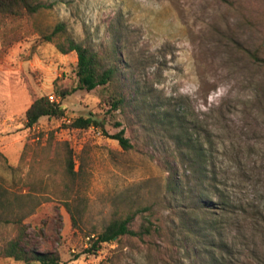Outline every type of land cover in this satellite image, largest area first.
I'll return each instance as SVG.
<instances>
[{
	"label": "rangeland",
	"instance_id": "obj_1",
	"mask_svg": "<svg viewBox=\"0 0 264 264\" xmlns=\"http://www.w3.org/2000/svg\"><path fill=\"white\" fill-rule=\"evenodd\" d=\"M41 1L47 7L34 14L0 16V248L26 215L28 237L64 264H214L213 246L184 260L168 247L167 228L204 191L180 160L184 130L212 142L230 202L210 228L215 245H230L228 264H264V0ZM58 23L117 67L118 82L58 95L77 85L76 53L44 39ZM116 85L125 102L111 110ZM50 94L64 114L27 127L26 109ZM79 116L102 121L107 134L73 127ZM121 129L128 149L109 137ZM65 201L80 209L78 226ZM132 213L133 228L150 220L164 233L84 252L112 219ZM0 264L22 262L0 254Z\"/></svg>",
	"mask_w": 264,
	"mask_h": 264
},
{
	"label": "trees",
	"instance_id": "obj_2",
	"mask_svg": "<svg viewBox=\"0 0 264 264\" xmlns=\"http://www.w3.org/2000/svg\"><path fill=\"white\" fill-rule=\"evenodd\" d=\"M44 7H47V5L41 0H0V16L21 17L23 14H34ZM44 39L48 42H53L60 53L65 54L74 51L77 55L75 69L77 85L70 91L58 90L57 93L61 97H65L76 89L92 90L98 86L111 85L118 80L117 67L108 66L103 58L88 45L76 42L67 35L63 23L56 24L49 34L44 35ZM258 59L264 63V59ZM116 87L117 89L107 98V103L111 110H117L125 102L122 86L116 85ZM63 114L64 107L60 103L50 101L46 95H43L36 98L26 109L25 124L27 127H32L40 117L59 118ZM176 120H179V117ZM71 125L75 128L96 126L107 134L103 122L92 116H79L73 120ZM109 137L117 140L124 149L131 147V143L128 137L124 135L123 129L109 135ZM177 144L179 145L180 160L190 172L187 178H192L197 182H205L203 190L208 191L206 194L204 191L200 193L195 206L184 208L183 216L179 219L180 222L176 227H173V229L167 228L172 236L168 241V247L174 248V252H177L181 260H184L196 256L203 257L207 255L208 251L206 248L213 246L219 251V253L212 252L211 255H209L210 253L208 254L213 263L228 264L224 255L229 254L232 248L227 243L215 245V240L211 235L212 233H210V228L213 229L217 226L218 220L214 217L218 216V211L224 212L229 206L228 203H230L226 199V195L220 187L216 172L213 169L212 142L210 139L199 140L198 138H193L191 133H186L182 130L177 136ZM67 171L68 173L74 172L71 159L68 160ZM3 196L4 193H0V202H2ZM64 207L71 217L72 225L78 226L80 209L73 208L68 201H65ZM195 210L201 212L200 219L194 220ZM25 216L20 215L15 220L16 233L0 248L1 256L22 262V264H64L57 251L40 248L32 242L22 222ZM134 218L135 213L112 219L102 231L89 238V245L84 249V252L95 254L103 243L118 242L123 237L135 238L147 243L145 237L154 234L160 236L165 231L163 226L154 224L150 220H147V224H140L135 229L131 226Z\"/></svg>",
	"mask_w": 264,
	"mask_h": 264
},
{
	"label": "built area",
	"instance_id": "obj_3",
	"mask_svg": "<svg viewBox=\"0 0 264 264\" xmlns=\"http://www.w3.org/2000/svg\"><path fill=\"white\" fill-rule=\"evenodd\" d=\"M48 97H49V99H50L51 101H53V100H57V98L54 99V95H53V94L48 95Z\"/></svg>",
	"mask_w": 264,
	"mask_h": 264
}]
</instances>
